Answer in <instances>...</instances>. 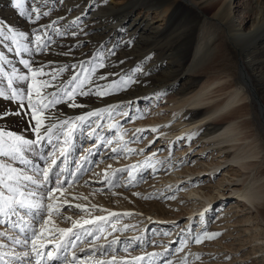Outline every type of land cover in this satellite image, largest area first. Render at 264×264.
I'll return each mask as SVG.
<instances>
[{
    "label": "rangeland",
    "instance_id": "1",
    "mask_svg": "<svg viewBox=\"0 0 264 264\" xmlns=\"http://www.w3.org/2000/svg\"><path fill=\"white\" fill-rule=\"evenodd\" d=\"M114 2L116 5L122 4V0H115ZM230 7L236 21L249 24L248 19L252 14L250 13L252 0H231ZM25 8L24 3L22 10L26 15L27 22L38 24L39 21L45 20L46 16L43 15L38 21L35 20L32 17V10L28 11ZM15 13L18 17L22 16L20 10L16 9ZM9 18L0 13V24L6 23L17 32H28L24 31L23 27L17 25L16 22L15 25ZM43 30L44 28L41 27L37 30L38 32L35 31L34 33L33 31L32 36L26 39L19 37L21 49L19 53L15 50L18 47L17 44L0 37V46H8L12 49L13 54H16V64L10 68V73L4 66H0L3 73L0 75V88H3L6 94L10 95L11 90L15 88L27 97V94L32 91L31 72L35 69L27 68L21 63L22 60L30 61L25 54L26 51L22 49L25 45L28 46L27 42L30 38L34 39L36 35L42 36ZM85 44L86 42L83 43V45ZM46 48L52 50L48 45H43L42 50L38 52L40 57L45 58ZM98 63V58L94 57L90 62L91 68L87 67L86 73L66 88L67 91L76 89L71 101L66 96L57 95L61 92L58 88L62 87L64 77L61 76L65 75L66 69L63 68L60 73H56L54 80L53 74L50 72H43V75L37 76L36 79L41 83L49 81V86L41 89L39 97L33 92V104L41 101L47 103L49 100L57 98L61 101L42 109L45 115V124L49 121L58 124L63 121L62 115L66 114L68 109L74 108L70 106L73 102L80 106L86 101H90L92 104L97 101L96 94L80 95V92L88 88L87 83L96 74ZM237 63H239V59ZM238 66L241 68L240 63ZM4 72L6 73L4 74ZM19 76H28V79H18ZM9 78L12 79L11 86L8 84ZM81 81H83V87H77ZM227 81L228 77H222L209 90L206 96L211 97L210 103L223 98L227 90L221 89V87L226 85ZM114 83V80H109L106 87L108 94L111 93ZM241 91L239 89L238 92L241 93ZM53 93L57 96L54 97ZM179 99V96H176L172 91H162L155 96L147 94L138 98L137 101L130 103L126 111L114 110V107L109 110L110 105L104 108L101 115L100 110H96L97 115L87 116V122H80L79 125L72 127L71 136L67 134V126L54 133L53 142L51 144L46 143L40 149L45 160L36 162L31 166H28L27 163L33 158L35 149L28 146L23 147V159L19 155L16 157L0 156V164L15 167L18 171L38 180L43 179L41 172L50 164L51 159L59 157L57 165L51 173L50 181L44 187H38L28 181H20L21 186L27 185L26 190L37 192L36 197H33L34 201H39L41 194H43L45 205L48 203L53 205L50 219L46 208L40 210L39 215L36 214L35 210L25 215L23 221H20L17 216H12L11 213L0 215V233L4 234L0 235L2 264H36L34 253L29 257L23 255L25 252H31L33 230L37 233V248L42 252L52 249L55 254L57 251L55 245L63 243L68 238L67 235L61 234L58 230L72 228L73 224L77 222V227L73 229V233L74 236L78 235L80 239L76 241L74 248L70 247L66 252L61 251V261L53 262V264H81V261L83 264H101V262L103 264H167L168 261H171V264H215L219 261H222V264H235V259L229 255L224 258V255L232 253L231 255L234 256H244L245 250L249 248L242 249L243 251L235 250V252L233 248L237 244L236 235L232 232H235L237 228L239 229V226L242 225L243 227L246 224L235 223L230 225L227 223V217L222 216L226 210L219 213V210L231 205L233 202L231 196L237 197L236 194L231 193V186L220 187L221 192H225V194L219 195L215 200L216 202H212L209 208L199 203L192 205V200L189 198L193 199L195 196L185 193L187 188L194 189L197 185L201 192L206 186L213 187L217 177H220V173L211 167L213 165L212 159L215 156L213 145L208 144L202 151H196L201 145V140L206 143V140L209 142L212 138L209 137V140L200 138V140L195 141L194 133H191L193 131L191 126L185 127L188 122L181 123L178 120L180 114L178 110ZM151 100H154V103ZM246 100H242L237 106L248 102ZM4 102L15 105L16 108L11 111L18 110L16 101H9L0 97V103ZM23 104L27 111V98L23 100ZM157 104L159 105L158 108L156 107ZM255 106L259 109L258 103H255ZM108 110V115H106ZM124 111L127 115H124ZM232 114L235 115V113ZM222 116L221 114L218 115L215 118L216 121H220L218 119H221ZM153 118L157 121H151ZM163 118L164 120H162ZM107 121L109 125L106 126ZM3 122L12 123L14 126V129H4L5 131L17 133L29 140L35 139V133L31 130L34 122L29 117L24 115L10 116ZM154 128L157 129L153 131ZM161 129H164L166 133H158ZM25 131L27 134L24 135ZM61 148L65 150L64 156L59 155ZM113 149H117V151H113ZM4 150L7 151L8 146H4ZM49 153H55V156L50 157ZM260 155L264 159L263 150H260ZM25 160L27 163L24 162ZM202 166L210 167V169L191 173L193 169L196 170ZM7 173V168L0 170V175H4L5 179ZM57 174H59V179L64 182L62 189L53 194V199H47V190L54 187ZM187 179L189 180L187 181ZM10 183L13 187L16 186L15 180ZM200 189H198L199 192ZM0 191L4 192L5 195H10L7 189L3 187H0ZM218 199L223 200L222 203L217 202ZM195 202L197 201L195 200ZM196 204L198 208L193 209ZM77 205L80 207H76ZM157 209L167 212L158 213ZM189 210L190 212H188ZM200 211L206 213L204 218L207 225L203 227L196 225ZM110 213L117 215L113 216ZM190 214H192L193 219L188 224L187 218ZM235 216L231 215L228 218L234 221ZM96 217H106V219L96 220ZM45 220L49 222L45 224ZM84 221H92V223L85 224ZM14 224L19 226L13 227ZM236 225L239 226L234 227ZM21 228H24L23 232H21ZM249 232L251 234L249 229L243 230L240 236L248 235ZM88 233H92V235H88ZM204 233H219V235L212 239L206 238L202 243H196L195 238ZM25 239L29 240L28 245L15 243L16 240L23 241ZM114 240L117 243H112ZM41 245H46L47 249L42 248ZM81 249H85V251H81ZM73 252L78 257L76 261L72 259ZM65 255L67 260L63 259ZM249 259L244 257L241 263L243 261L245 264H251Z\"/></svg>",
    "mask_w": 264,
    "mask_h": 264
},
{
    "label": "bare ground",
    "instance_id": "2",
    "mask_svg": "<svg viewBox=\"0 0 264 264\" xmlns=\"http://www.w3.org/2000/svg\"><path fill=\"white\" fill-rule=\"evenodd\" d=\"M114 1L25 0V10L33 12L38 8L41 13H49L38 24L27 22L25 14L16 16L13 0H0V13L28 31V38L33 31L44 28L43 35H40L42 47L48 45L52 50L46 48L45 58L40 57L35 51V38H30L26 41L29 51L25 54L32 70L42 69L44 73L56 74L66 69L65 75L61 76L64 77L62 87L58 88L61 92L57 95L65 96L69 81L74 76L84 75L87 67L91 68L94 57L104 67H99L98 63V70L84 91L91 94H96L97 89L106 92L109 80L115 81L111 93L96 94L94 104L86 101L61 114L63 121H70L67 133L70 129L73 133L72 127L80 124L77 117H87L96 110H100L101 115V110L109 105V110L115 105L114 110L126 111L131 102L147 94L155 96L158 92L172 91L178 95V120L188 122L185 127L191 126L195 141L212 138L206 143L201 140L196 151H202L208 144L213 145L215 156L211 158V167L220 173L213 187L206 186L201 192L197 185L194 189L187 188L185 193L195 196L189 198L192 205L199 203L209 208L219 195L225 194L219 188L231 186V193L237 197L231 196V205L219 213L226 210L222 216L227 217L230 225L246 224L243 227L238 225L240 228L232 232L237 242L233 250L249 249L245 250L244 256L229 253L223 254L224 258L229 255L235 259V264H245L241 260L248 257L251 264H264V159L260 155V150L264 151V0H252L248 25L236 21L230 7L231 0H122L121 5ZM32 17L35 18L34 12ZM0 48L5 58L0 60V66L10 73V68L16 64V54L8 46ZM225 76L228 81L221 89L225 88L226 94L210 103L211 97L206 96L207 93ZM129 79L135 83L125 84ZM244 99L248 102L237 106ZM14 108L12 103H0V111ZM220 114L222 118L216 121ZM151 121L157 120L153 118ZM50 122L55 123L49 121L46 125ZM0 128L12 130L14 126L2 121ZM61 130L58 126L52 136ZM158 133L166 132L161 129ZM46 143L48 141L44 140L34 148L33 158L26 162L28 166L45 160L40 149ZM207 169L210 167L202 166L191 173ZM222 201L218 199L217 202ZM197 204L193 209L198 208ZM231 215H236L234 221L229 220ZM205 216L206 213L200 211L197 227L207 225ZM192 219L190 214L188 224ZM248 229L251 234L241 237V232Z\"/></svg>",
    "mask_w": 264,
    "mask_h": 264
},
{
    "label": "snow or ice",
    "instance_id": "3",
    "mask_svg": "<svg viewBox=\"0 0 264 264\" xmlns=\"http://www.w3.org/2000/svg\"><path fill=\"white\" fill-rule=\"evenodd\" d=\"M25 0H13V6L17 10H20V14L23 13V4ZM33 12L35 13V20H39L41 18V15L47 16L49 13L43 12L41 13L40 10L34 9ZM31 18V17H29ZM0 37H4L5 39H9L13 41V43L17 44L18 47L15 49L17 53L21 51L19 47V37L27 38V33H22V32H17L14 28H12L10 25H7L6 23L0 24ZM35 41H36V48L35 51L40 52L42 50V38L40 35L35 36ZM23 51H29V49L25 46ZM4 55L3 53H0V60H4ZM21 63L27 67L31 68V63L28 60H22ZM99 67H104V64L101 63ZM142 71V70H141ZM2 70H0V75H2ZM43 74L42 69H37L33 70L31 72L32 76V91L27 94V97H25L23 94H21V91L18 89L13 88L11 90V94L8 95L5 93L3 88H0V97H3L4 99H7L9 101H16L17 102V109L14 111H0V122L5 120L7 117L10 116H27L30 118L31 121L34 122L31 130L35 133V139L29 140L24 138L21 135H17L11 131H5L3 129H0V156H12L16 157L19 155L21 159H23V147L28 146L29 148L34 149L37 145H39L42 141L47 140L49 144L52 143V134L54 132V129H57L58 126L63 128L66 127L70 124V121L65 120L61 121L58 123H52L50 122L49 124H45V115L42 109H46L50 107L52 104H58L61 101L59 99L55 100H49L47 103H44L43 101L38 102L37 104H33L32 102V95L33 92L34 94L39 97L41 95V89L44 87L49 86L48 81H44L41 83L38 81L36 78L37 76H40ZM56 74L53 73L52 78L53 80L55 79ZM18 79H23L27 80L28 76H19L17 77ZM104 77H101L103 79ZM78 77L74 76L72 80L69 81V83H73L75 80H77ZM135 83V81H132L131 79L125 81V84H131ZM9 86L12 84V79L9 78L8 80ZM77 87H83V81H81L80 85H77ZM76 89L73 88L72 91H67L64 90V95L68 98L69 101H71L75 95ZM90 94L89 92L86 91H81L80 95H88ZM97 95L103 96L107 95V92L100 91L97 89L96 91ZM56 94L53 93V96ZM27 98L28 100V106H27V111L25 110V105L23 104V100ZM71 107H77L78 105L76 103H71ZM116 107V106H113ZM103 111V110H101ZM98 113L96 112H90L88 114L89 117L97 115ZM124 115H127V113H124ZM77 121L81 122H87V118L85 116H79L76 118ZM155 131V129H153ZM69 136L72 134L71 129L67 133ZM94 134V130H93ZM59 139V137H57ZM67 143V141H65ZM110 143V141H109ZM8 146V150H4V146ZM113 151H117V149H113ZM59 155L64 156L65 155V150L63 148L59 149ZM50 157H54L55 153H49ZM59 157L53 158L50 161V164L45 167L41 175L43 177L42 180H38L34 178L33 176L26 175L20 171H18L15 167H10L9 165L6 164H0V170H3L5 168L8 169V173L6 174V179L4 178V175H0V187H3L7 189L8 193L10 195H5L4 192L0 191V215H9L11 213L12 216H17L20 218V221H23V218L25 215L33 212L35 210L36 214L39 215L40 210H44L45 208L47 209L49 213V219L51 218V213L53 212V205L51 203H48L45 205L44 203V195L41 194V198L39 201H34L33 197H36L37 192L36 191H29L27 189V185L21 186L20 181H28L33 185H37L38 187H44L45 185L48 184L50 181V176L51 173L54 169V167L57 165V159ZM25 163L27 162L26 160L24 161ZM15 180L16 186L13 187L10 182ZM63 181L59 179V174H57V180L55 181V185L52 188H49L47 190V199H53L54 198V193L61 191L62 186H63ZM76 207H80V205H77ZM110 215H117L116 213H110ZM43 219V217H41ZM70 219V218H68ZM96 220H105L106 217H96ZM49 221L45 220L44 223L47 224ZM78 223V222H77ZM77 223L73 224L72 228H67V229H59L58 231L61 234L67 235V240L64 241L61 244L55 245V248L57 249L56 253L54 254L53 251L51 250H46V251H40L37 246H36V237L37 233L35 230H33V239L31 240V252H25L23 255L25 257L31 256L33 253L35 254L36 257V264H53V262H60L61 261V256L60 252L61 251H67L68 248H74L76 246V241L80 239L78 235L74 236L73 229L77 227ZM85 224L92 223V221H84ZM18 224H14L13 227H18ZM83 227L82 225H80ZM21 232L24 231V228L20 229ZM115 230V228H114ZM0 235H4L3 233H0ZM88 235H92V233H88ZM219 233H204L202 236L196 237L195 242L196 243H202L204 239H212L218 236ZM74 236V238H73ZM16 244H21L23 243L24 245L29 244V240L25 239L23 241L21 240H16ZM112 243H117V241H112ZM42 248L47 249L46 245H41ZM95 247V245H93ZM127 250V249H125ZM81 251H85V249H81ZM64 260H67V256L65 255L63 257ZM72 259L73 261H76L78 259L77 255L75 252L72 253ZM137 259H142V258H137ZM0 264H2V258H0ZM81 264H83V261H81ZM103 264V262H101ZM167 264H171V261H168Z\"/></svg>",
    "mask_w": 264,
    "mask_h": 264
}]
</instances>
